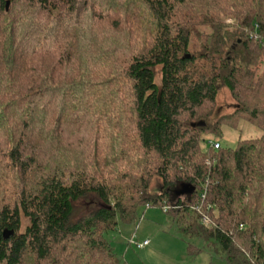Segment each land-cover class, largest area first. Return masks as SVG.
Here are the masks:
<instances>
[{
    "label": "trees",
    "instance_id": "obj_1",
    "mask_svg": "<svg viewBox=\"0 0 264 264\" xmlns=\"http://www.w3.org/2000/svg\"><path fill=\"white\" fill-rule=\"evenodd\" d=\"M150 206L264 264V0H0V264H126L105 234Z\"/></svg>",
    "mask_w": 264,
    "mask_h": 264
},
{
    "label": "rangeland",
    "instance_id": "obj_2",
    "mask_svg": "<svg viewBox=\"0 0 264 264\" xmlns=\"http://www.w3.org/2000/svg\"><path fill=\"white\" fill-rule=\"evenodd\" d=\"M222 22L225 25L235 26L236 20L221 16ZM202 32L210 33V30L201 29ZM234 103L227 92H222L218 98L217 112L225 114L234 108ZM260 136L259 130L248 124L247 122L240 123L238 130L224 128L221 137L213 135H204L201 147L206 150L212 143L217 142L223 148H234L238 138L250 139ZM159 182L154 181L151 186V192H157ZM91 202V201H90ZM88 201L81 202L77 207L83 208V213L88 212L92 203ZM26 224L22 221V226ZM170 219L164 213L160 206L141 207L137 211L136 220L131 223L118 224L115 231H110L105 234L115 253L121 257L126 264H227L221 255L208 252L200 254H189L184 241L175 237L171 230ZM155 239L153 246L147 247L146 252L138 249L135 242H142ZM197 247H202L204 244L198 239L187 240ZM151 248V249H150ZM149 249V250H148Z\"/></svg>",
    "mask_w": 264,
    "mask_h": 264
},
{
    "label": "built area",
    "instance_id": "obj_3",
    "mask_svg": "<svg viewBox=\"0 0 264 264\" xmlns=\"http://www.w3.org/2000/svg\"><path fill=\"white\" fill-rule=\"evenodd\" d=\"M255 40H256V37H255ZM211 146L214 148V149H218L219 148V144L214 142L211 144ZM164 210H166V208H164ZM201 223L204 224V225H208L209 224V220L207 219V217L205 216H202L201 218ZM149 244V242L147 240H144L142 242H139V243H135V246L138 248V249H141L145 246H147Z\"/></svg>",
    "mask_w": 264,
    "mask_h": 264
},
{
    "label": "crops",
    "instance_id": "obj_4",
    "mask_svg": "<svg viewBox=\"0 0 264 264\" xmlns=\"http://www.w3.org/2000/svg\"><path fill=\"white\" fill-rule=\"evenodd\" d=\"M169 226H170L171 230H173V232H174V234H175V237H177L178 239H180V240H182V241L185 242V240H183L182 238H180V237L176 234L174 224H173L171 221H170ZM144 240H145V239H144ZM154 240H155L154 238L151 239L150 242H149V244H148L147 246L141 248V250L144 251V252H146L145 250L147 249V247H149V246H153V242H154ZM185 244H186V242H185ZM150 249H151V248H150ZM186 249H187V244H186ZM148 250H149V249H148ZM201 254H202V253H201Z\"/></svg>",
    "mask_w": 264,
    "mask_h": 264
},
{
    "label": "water",
    "instance_id": "obj_5",
    "mask_svg": "<svg viewBox=\"0 0 264 264\" xmlns=\"http://www.w3.org/2000/svg\"><path fill=\"white\" fill-rule=\"evenodd\" d=\"M5 10H6V11L9 10V1H7L6 4H5ZM181 190H185V193H186L187 190H188V188H187V186L183 185L182 188H181ZM186 194H187V193H186ZM7 236H8L7 233L4 232V233H3V237H4V238H7Z\"/></svg>",
    "mask_w": 264,
    "mask_h": 264
}]
</instances>
